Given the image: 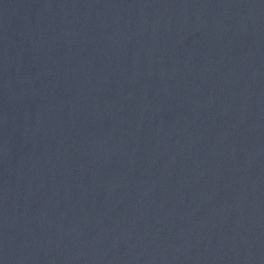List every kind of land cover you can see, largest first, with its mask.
<instances>
[{"label":"water","instance_id":"1","mask_svg":"<svg viewBox=\"0 0 264 264\" xmlns=\"http://www.w3.org/2000/svg\"><path fill=\"white\" fill-rule=\"evenodd\" d=\"M0 264H264V0H0Z\"/></svg>","mask_w":264,"mask_h":264}]
</instances>
